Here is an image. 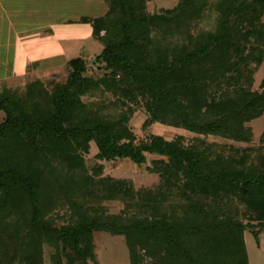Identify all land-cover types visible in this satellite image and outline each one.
Here are the masks:
<instances>
[{
  "label": "trees",
  "instance_id": "1",
  "mask_svg": "<svg viewBox=\"0 0 264 264\" xmlns=\"http://www.w3.org/2000/svg\"><path fill=\"white\" fill-rule=\"evenodd\" d=\"M103 1L104 16L81 21L104 44L100 55L70 61L64 83L0 95V264H99L96 232L123 237L131 264H250L245 234L264 233V146L138 141L129 123L143 108L146 127L250 144L249 124L264 115V82L253 90L264 0H180L159 14L149 0ZM209 11L215 29H199ZM93 143L99 161L159 156L150 169L159 185L93 176L84 157ZM115 200L126 209L108 215L102 203Z\"/></svg>",
  "mask_w": 264,
  "mask_h": 264
},
{
  "label": "rangeland",
  "instance_id": "2",
  "mask_svg": "<svg viewBox=\"0 0 264 264\" xmlns=\"http://www.w3.org/2000/svg\"><path fill=\"white\" fill-rule=\"evenodd\" d=\"M179 2L180 0H149L147 5L148 12L151 14H159L166 10H174L178 7ZM18 4L19 5L14 3L13 6H15L16 9L21 10V13L25 12L26 14L31 10L38 9L36 16H34L36 20L43 18V20H52L53 22L57 20L56 18H61L60 15L65 14H68L76 20L81 16L98 18L107 10V5L103 0H70L68 3L63 0H19ZM262 21L264 22V16ZM60 24L61 28L57 32L62 40L61 48L68 53L70 60L84 58L92 61L103 52L104 44L102 41L91 35L92 28L90 25ZM216 24L217 14L214 11H209L205 14L204 18L197 21L195 25H199V29L202 30H214ZM5 64V62H2L0 67H4ZM14 64L15 63H8V65H10L9 72H2L0 69V73L4 76L0 95L7 89L8 85H25L28 82L27 80L32 78L30 75L26 74V76L21 79L13 77L9 80L8 75H15V72L20 69L14 67ZM21 64L22 66L24 65V63ZM90 65L91 67L87 75L99 80L103 76V72L97 69V67L93 68L91 62ZM67 77L68 66L65 65L56 73L37 78L34 81L30 80L28 84L38 80L46 85H50L51 83H64ZM263 82L264 63L255 74L253 90L260 91ZM27 85L22 86L20 89H24ZM15 88L16 87H11V89ZM148 119L149 115L146 111L143 108H139L136 109V113L129 123V128L136 135L138 141L147 140L151 135L162 136L169 141L178 137H184L187 145L192 143L196 138H201L205 139L210 144H214L217 146L218 150L224 151L225 153H231L235 148L264 146V115L249 124V127H251L254 134L253 141L250 144L237 143L220 137L205 138L204 136H198L183 129L168 127L161 124L146 127L145 124ZM97 154L98 147L95 143L91 144L90 153L84 154L90 174L97 178H111L127 181L132 183L136 190L154 189L160 183V176L150 172V169L153 168V161L161 159L159 156L147 155V163L139 166L132 163L130 160H117L113 162L99 161L96 158ZM100 167H102V170H100ZM102 206L106 208L108 215L111 216H118L126 209L125 203L120 200L105 201L102 203ZM67 210L68 208L65 207L61 212L62 215L65 214L64 217H67V214L70 212ZM53 222L58 223L56 220ZM64 222L67 223V221ZM64 222L58 224L61 225L64 224ZM245 223L247 224L248 222L246 221ZM253 231L254 230L251 228H248L245 234L250 264H264V233H260L258 240L253 235ZM94 245L99 264H131L129 249L123 237H116L107 232H96L94 234ZM47 264H50V262Z\"/></svg>",
  "mask_w": 264,
  "mask_h": 264
},
{
  "label": "crops",
  "instance_id": "3",
  "mask_svg": "<svg viewBox=\"0 0 264 264\" xmlns=\"http://www.w3.org/2000/svg\"><path fill=\"white\" fill-rule=\"evenodd\" d=\"M63 1L68 3L70 0ZM14 3L19 5V0H0V64L2 62L7 64L4 67L1 66L0 69L2 72H9L10 65L8 63H15L14 67L20 69L15 72V75H8V79L13 77L21 79L28 74L32 78L27 80L28 82L25 84L27 85L30 80L34 81L37 78L56 73L61 67L74 60H70L68 53L61 48L62 40L57 32L61 28L60 23L62 25H88L81 21L83 18L91 17L81 16L76 20L65 14L60 15L59 19L56 18L55 22L43 20V18L36 20L34 16L38 9L25 14V12L21 13V10L16 9L13 6ZM106 12L107 10L99 17L104 16ZM91 35H93V29ZM21 63L24 65L22 66ZM3 77L0 73V92L2 91ZM12 85H8L7 89H11V87L19 89L25 86L24 84ZM5 118V113L0 110V125L5 122Z\"/></svg>",
  "mask_w": 264,
  "mask_h": 264
}]
</instances>
